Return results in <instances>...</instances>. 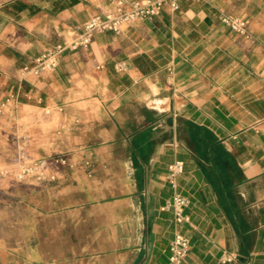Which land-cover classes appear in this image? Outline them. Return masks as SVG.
Segmentation results:
<instances>
[{
    "label": "crops",
    "instance_id": "1",
    "mask_svg": "<svg viewBox=\"0 0 264 264\" xmlns=\"http://www.w3.org/2000/svg\"><path fill=\"white\" fill-rule=\"evenodd\" d=\"M136 1L0 0V110L17 98L0 149L25 135L73 166L56 182L0 181V264H171L179 229L183 264H264V0H181L21 78L72 28ZM178 160L183 227L162 209Z\"/></svg>",
    "mask_w": 264,
    "mask_h": 264
},
{
    "label": "built area",
    "instance_id": "2",
    "mask_svg": "<svg viewBox=\"0 0 264 264\" xmlns=\"http://www.w3.org/2000/svg\"><path fill=\"white\" fill-rule=\"evenodd\" d=\"M180 2L181 0H140L128 6L124 2H119L116 9L95 15L82 25L72 28V34L68 40L42 54L36 59L34 64L24 66L20 71L21 78L22 80L30 77L39 78L46 72L56 70L65 52L88 48L95 34L109 31L120 33L124 25L151 20L159 16L166 7H169L173 12H178L181 7ZM221 20L234 32L249 36V28L246 21L227 16L222 17ZM16 99L15 94L6 98L1 106L0 113ZM86 165L89 166L90 164L87 163ZM66 168H73L69 158L66 156H57L52 159L40 158L26 161L15 167H0V177L10 178L18 182L32 180L39 184H44L58 181L65 175ZM184 170L185 164L179 160L169 166L167 180L174 188L175 193L162 208L163 210L173 211L177 227H183L191 223L190 216L186 213L190 200L177 191V180L184 173ZM190 250V239L180 229L177 230L170 243V263L183 264ZM235 259V255L225 253L221 261L228 263Z\"/></svg>",
    "mask_w": 264,
    "mask_h": 264
},
{
    "label": "rangeland",
    "instance_id": "3",
    "mask_svg": "<svg viewBox=\"0 0 264 264\" xmlns=\"http://www.w3.org/2000/svg\"><path fill=\"white\" fill-rule=\"evenodd\" d=\"M1 131V129H0ZM4 132L0 135V141L4 139ZM6 149L4 152L0 149V167H15L17 165L23 164L26 161L37 160L40 158H49L52 159L54 157H44L43 155H37L31 148V142H29L28 138L24 136H8L6 139ZM35 153V154H34ZM10 180L12 182H18L12 180L10 178H2L0 177V181ZM32 180H26L23 182H28Z\"/></svg>",
    "mask_w": 264,
    "mask_h": 264
}]
</instances>
